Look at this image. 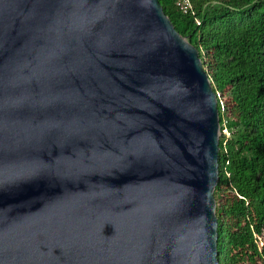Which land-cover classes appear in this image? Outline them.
<instances>
[{
    "label": "water",
    "instance_id": "95a60500",
    "mask_svg": "<svg viewBox=\"0 0 264 264\" xmlns=\"http://www.w3.org/2000/svg\"><path fill=\"white\" fill-rule=\"evenodd\" d=\"M219 137L159 0H0V264H220Z\"/></svg>",
    "mask_w": 264,
    "mask_h": 264
},
{
    "label": "trees",
    "instance_id": "16d2710c",
    "mask_svg": "<svg viewBox=\"0 0 264 264\" xmlns=\"http://www.w3.org/2000/svg\"><path fill=\"white\" fill-rule=\"evenodd\" d=\"M159 0L217 96L220 264H264V0Z\"/></svg>",
    "mask_w": 264,
    "mask_h": 264
},
{
    "label": "built area",
    "instance_id": "2783aa9c",
    "mask_svg": "<svg viewBox=\"0 0 264 264\" xmlns=\"http://www.w3.org/2000/svg\"><path fill=\"white\" fill-rule=\"evenodd\" d=\"M183 5H184V11H186L187 9H190V4L188 0H183Z\"/></svg>",
    "mask_w": 264,
    "mask_h": 264
}]
</instances>
